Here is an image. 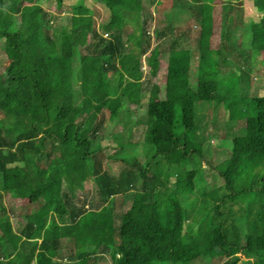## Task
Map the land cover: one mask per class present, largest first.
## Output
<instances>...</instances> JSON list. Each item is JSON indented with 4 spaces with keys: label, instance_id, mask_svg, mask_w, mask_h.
I'll use <instances>...</instances> for the list:
<instances>
[{
    "label": "trees",
    "instance_id": "trees-1",
    "mask_svg": "<svg viewBox=\"0 0 264 264\" xmlns=\"http://www.w3.org/2000/svg\"><path fill=\"white\" fill-rule=\"evenodd\" d=\"M92 1L108 14L101 32L87 0H0V264H264V95L247 93L264 66V0H251L259 19L241 21L238 39L235 0ZM183 13L193 25L181 30ZM193 27L195 76L177 47ZM144 54L164 96L151 91L131 119ZM198 101L224 106L238 161L205 158ZM203 164L219 186L207 189Z\"/></svg>",
    "mask_w": 264,
    "mask_h": 264
},
{
    "label": "rangeland",
    "instance_id": "rangeland-1",
    "mask_svg": "<svg viewBox=\"0 0 264 264\" xmlns=\"http://www.w3.org/2000/svg\"><path fill=\"white\" fill-rule=\"evenodd\" d=\"M78 1V0H77ZM88 5L92 11V17L94 21V26L97 30L101 32V26L105 25L107 19H108V14L105 8L99 4L98 2H94L92 0H87ZM148 8H151V5H148L147 2H144ZM234 6V9L230 11V15L227 16V20L231 24H229V27H227L228 32L231 35H234L235 39L239 38V34L241 33V28H242V22H248L250 20H257L259 19L258 13H251L252 7H251V0H235L232 1L231 3ZM242 8V11L238 10V8ZM51 17V22L54 24V21L57 20L59 21L61 19V16L64 14L62 10V6L59 7L58 4L55 2L49 4L48 7L45 8ZM152 10V8H151ZM181 17L176 24L178 27L183 30L185 26L191 27L193 25V22L186 18L183 14H180ZM242 21V22H241ZM101 25V26H100ZM155 25L154 21H151L150 24V31L153 29ZM101 28V29H100ZM193 31L187 33V37H181L179 39V44L177 45L178 48H189L191 50V65H190V72L192 76H195L196 74V62H197V44L195 43L196 40V34L197 31L195 28H192ZM125 32H129L131 30L130 23H127L124 28ZM227 31V30H226ZM106 36V34H104ZM155 41L152 39L151 40V46L152 48L155 45ZM2 42L0 41V70L4 67L6 64L7 60L4 54V51L1 47ZM147 55L144 54L140 58V71H141V81H142V98L140 100V103L138 105H129V108L131 110L130 117L131 119H135L143 115L145 106L147 104V98L151 91L155 92V94H152L150 96H157V97H163L164 96V75L163 73H159L156 76L150 77L148 70L149 66L147 64ZM165 55L164 58H162L161 61L165 60ZM162 71V70H161ZM251 78L249 80L250 82V87L247 89V93L251 94L255 90L256 92L260 95H264V66H261L259 64L253 65L252 70H251ZM217 106V105H216ZM215 105H207L205 102L198 101L195 103V116L196 119L202 121L203 123H207V125H203L204 128H206L208 132V139L209 142L205 146V149L203 151V155L205 158H208L210 161L215 163L214 165H218L219 162H216V156L220 155V158H226V153L230 152L232 153V161L236 162L240 159V154L235 153L232 151L230 143L226 140V137L231 134L232 129H228L230 123H228L226 119V112L224 109V106L218 105L216 107ZM178 115V114H177ZM167 124H164V127L167 128ZM227 131V132H226ZM234 131V130H233ZM216 133V134H215ZM226 133V136H223L221 134ZM143 126H138L136 128V134L133 135L135 138V141H141L143 138ZM217 134H220L219 136ZM244 134V127H238L237 129V135ZM223 137V138H222ZM225 138V139H224ZM216 155V156H215ZM202 170L201 171V178L203 182H205V185L207 189H210L212 187H217L220 185L221 180L218 177L216 171L209 169V167L206 164L202 165ZM197 182L198 179H197ZM199 186V183L196 184ZM93 184L91 182H86L85 183V190L84 193H88L87 196H89V193L92 191ZM196 190L199 188L196 187ZM84 195H81V199L84 200ZM184 201H189L188 199H185ZM6 213L9 214V216H12L11 213V208H13L12 202H3ZM231 207H236V204H232ZM116 210H118V207H116ZM30 211L29 207H24V208H16V213H27ZM225 257H220L214 259L212 264H221L224 261ZM99 264H110L109 257H105V260L102 261Z\"/></svg>",
    "mask_w": 264,
    "mask_h": 264
}]
</instances>
